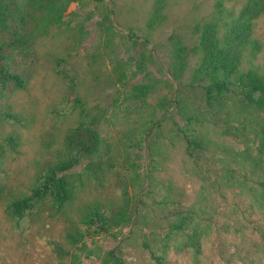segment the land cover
Here are the masks:
<instances>
[{"label":"trees","instance_id":"16d2710c","mask_svg":"<svg viewBox=\"0 0 264 264\" xmlns=\"http://www.w3.org/2000/svg\"><path fill=\"white\" fill-rule=\"evenodd\" d=\"M79 1L0 0V203L18 223L61 217L64 243L58 242L55 250L62 261L71 257V264H80L78 253L71 251H83L87 239L118 240L128 228L148 231L151 241L143 246L157 264H167L172 249L199 252L204 230L197 228L195 211L178 207L170 212L173 218L166 215L178 202L173 200L172 183L160 176L164 151L181 141L185 154L199 159L212 144L209 124L220 122L226 134L240 137L256 131L264 153V122L258 120L264 112V69L258 63L263 44L253 31L254 19L264 13V0H248L238 16L222 0H215V10L193 27L191 37L171 35L167 79L146 72L143 59L142 81L106 109L90 106L78 94L71 106L76 120L63 149L40 161L30 186L22 190L1 178L7 160L20 154L23 131L31 126L11 96L27 88L26 63L37 56L38 39L63 27L70 6ZM126 65L118 63L113 70L122 85L128 79ZM155 95H160L156 104L151 102ZM106 124L114 130L123 128L116 137L105 136ZM139 150L148 152L144 176L137 163ZM84 160L88 164L83 171L72 172ZM107 185L111 194L75 210L88 188ZM258 186L256 201L264 205V181ZM124 263L117 248L103 257V264Z\"/></svg>","mask_w":264,"mask_h":264},{"label":"rangeland","instance_id":"374dc122","mask_svg":"<svg viewBox=\"0 0 264 264\" xmlns=\"http://www.w3.org/2000/svg\"><path fill=\"white\" fill-rule=\"evenodd\" d=\"M222 1L237 16L248 2ZM215 2L80 0L72 4L66 24L38 39L37 56L26 63L30 72L27 88L11 96L30 118L31 126L23 131L20 154L7 160L1 178L27 190L38 163L63 149L76 120L77 112L71 106L78 94L90 106L100 104L106 109L119 94L142 81L146 72L167 79V39L171 35L191 37L193 27L215 10ZM253 31L263 44L258 63L264 69V13L254 19ZM143 59L146 72L139 69ZM118 63L127 64L124 85L114 76ZM159 97L155 95L151 102L156 104ZM258 120L264 122V112ZM122 128L114 130L106 124L102 133L116 137ZM224 128L220 122L209 124L212 144L197 160L185 154L181 141L164 151L160 176L172 183L173 200L178 202L166 215L172 217L170 212L178 207L193 209L198 230H204L200 231L199 252L172 249L167 264H264V205L256 198L261 192L258 183L264 181L261 139L256 131L238 137L224 133ZM147 156L146 150L137 152L142 176L147 170ZM87 164L84 160L72 172L81 173ZM112 192L108 185L103 189L91 186L78 198L75 210ZM63 233L61 217L18 223L0 203V264H71V257L62 261L55 250L58 242L64 243ZM145 241H151L145 228H128L118 240L111 236L87 239L83 251L71 252L78 253L80 264H103L106 253L116 248L124 264H157L144 248Z\"/></svg>","mask_w":264,"mask_h":264}]
</instances>
